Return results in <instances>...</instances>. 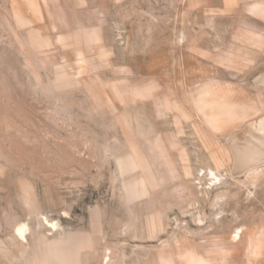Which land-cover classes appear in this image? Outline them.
<instances>
[{
  "label": "rangeland",
  "instance_id": "374dc122",
  "mask_svg": "<svg viewBox=\"0 0 264 264\" xmlns=\"http://www.w3.org/2000/svg\"><path fill=\"white\" fill-rule=\"evenodd\" d=\"M250 125L264 0H0V264H264Z\"/></svg>",
  "mask_w": 264,
  "mask_h": 264
},
{
  "label": "bare ground",
  "instance_id": "6f19581e",
  "mask_svg": "<svg viewBox=\"0 0 264 264\" xmlns=\"http://www.w3.org/2000/svg\"><path fill=\"white\" fill-rule=\"evenodd\" d=\"M259 130L262 131V128ZM255 132L256 133L252 131L250 125L248 129L249 136L242 142H239L236 139L233 142L232 149L234 151L236 162L239 166H248L264 159V133L259 131ZM210 172L212 175L214 174L213 171ZM214 176L218 177L216 174H214ZM19 233H24L23 228L19 229ZM236 234L238 235V233H235V236H237ZM233 241H235V239Z\"/></svg>",
  "mask_w": 264,
  "mask_h": 264
}]
</instances>
